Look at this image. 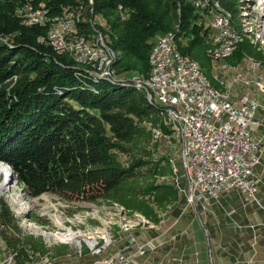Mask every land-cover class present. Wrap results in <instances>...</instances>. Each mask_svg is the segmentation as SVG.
I'll use <instances>...</instances> for the list:
<instances>
[{
  "label": "trees",
  "instance_id": "obj_1",
  "mask_svg": "<svg viewBox=\"0 0 264 264\" xmlns=\"http://www.w3.org/2000/svg\"><path fill=\"white\" fill-rule=\"evenodd\" d=\"M215 1L240 28L245 0ZM189 5L187 0H0V163L11 167L32 197L50 193L68 203L111 201L158 223L155 207L177 203L178 193L167 183H141L144 168L162 176L167 166L173 176L169 160L148 161L143 154L152 156L148 147L157 142L155 128L172 136L177 126L132 83L99 81L91 65L77 70L72 56L51 47L49 20L43 27L29 26L20 11L33 6L47 19L62 16L56 26L80 17L77 32L88 40L99 32L119 53L115 71L139 74L144 81L151 78L157 39L172 33L176 50L196 61L211 82L209 19ZM242 36L227 61L262 59V45ZM120 154L133 157L123 163ZM256 172L264 177V167ZM0 235L18 260L26 257V246L33 248L2 197Z\"/></svg>",
  "mask_w": 264,
  "mask_h": 264
},
{
  "label": "rangeland",
  "instance_id": "obj_2",
  "mask_svg": "<svg viewBox=\"0 0 264 264\" xmlns=\"http://www.w3.org/2000/svg\"><path fill=\"white\" fill-rule=\"evenodd\" d=\"M244 3V6H240L237 20L240 16L247 20L243 28L237 27L239 36L243 39L244 34L250 41L260 43L263 58L258 60L245 56L238 63L227 61L230 57L216 61L209 54V35L206 55L210 59L212 85L218 90L230 91L233 99L250 96L258 105V112L261 110L259 118L264 120V0H245ZM203 13L198 14L205 20ZM60 17L46 18L50 22L47 24L50 25L49 30L56 27L54 23ZM97 23H103L102 19L97 18ZM60 28L57 26L55 29ZM251 32L252 35L249 34ZM90 41L88 46L92 47L96 41L94 38L93 42ZM88 64L92 67L96 65ZM103 65L105 73L108 62ZM112 70L115 71V65ZM116 71L113 76L118 81H126L122 77L133 79L139 76ZM260 134L264 135V130ZM170 137L154 141V145L151 143L148 151L152 156L145 157L143 154L144 159L154 162L163 158L174 163L175 160L179 161L181 140ZM131 157L120 154L123 163L130 162ZM162 163V166L166 165V161ZM4 167L0 163V197L10 207L19 228L32 241L33 248L26 246V257L18 260L17 252L9 248L0 235V264H98L118 251L132 253L137 249L136 244L151 240L154 242L138 259L139 264H264L263 183L258 185V202L247 204V197L237 191L224 194L220 204L211 207V214L207 212L208 215H204L203 221L206 222L203 225L193 209L184 211L183 195L174 188L178 193V202L163 209L155 207L159 218V222L155 223L111 201L68 203L50 193L34 198L25 186L19 184L16 174ZM165 167L166 174L162 176L147 174L149 168H144L141 183L155 180L156 184L173 186L172 174ZM178 172L181 176L182 171ZM261 179L264 182V177ZM70 235L74 239L67 240ZM89 242H95L94 246L91 247ZM99 249L102 252L98 254Z\"/></svg>",
  "mask_w": 264,
  "mask_h": 264
},
{
  "label": "built area",
  "instance_id": "obj_3",
  "mask_svg": "<svg viewBox=\"0 0 264 264\" xmlns=\"http://www.w3.org/2000/svg\"><path fill=\"white\" fill-rule=\"evenodd\" d=\"M190 6L193 8L192 0ZM202 11H207L209 39H219L224 30L221 24H211L210 6L205 5ZM75 25L76 20L69 19V25L54 31L48 41L57 53L58 45H66L68 50L80 46L79 61L74 62L78 70L82 64L96 63L101 52H89L83 45L84 35L75 32ZM30 26L43 27L44 19L42 24ZM97 41L104 42L99 32ZM153 50L162 55V62L157 70L158 84L154 89H146L147 93L156 103L167 105V101H177V108H169L171 119L180 120L185 136L184 152L174 164L176 171H182L184 211L191 208L198 216L210 212L214 204H220L224 194L236 191L247 197V204L258 202L262 177L256 171L264 167V135L260 134L264 120L259 118V112L247 102L243 111H235V104H218L204 88V81L187 72L188 63L179 62L178 56L171 52V38L157 39ZM127 83L139 85L130 79ZM153 242L136 244L132 253L118 251L98 264H139L138 259Z\"/></svg>",
  "mask_w": 264,
  "mask_h": 264
},
{
  "label": "bare ground",
  "instance_id": "obj_4",
  "mask_svg": "<svg viewBox=\"0 0 264 264\" xmlns=\"http://www.w3.org/2000/svg\"><path fill=\"white\" fill-rule=\"evenodd\" d=\"M193 1V8H195L198 11L203 12L202 10H205V5L210 6V18H211V24L212 25H220L224 29L222 32L219 33V39H209L210 41V48H209V54L211 57L216 60H226L227 58L231 57L238 49V45L242 42V37L239 36L240 34L237 31V25L235 26L232 22V17L231 15H226L223 12L222 6L218 1L215 0H192ZM200 1H203L201 3ZM188 4L191 3V0H187ZM190 6V5H189ZM207 12V11H204ZM29 14V15H27ZM27 15V18L25 23L27 25H40L42 24V20L44 19V26L47 23L45 12L42 9H34L33 7H27L26 9L20 11V16L24 17ZM76 25H75V32H77V23L80 21V17L76 18ZM245 20L243 16H241L240 22H239V27H244L245 26ZM69 25V21L66 23H62L59 26H65ZM57 27V26H56ZM56 27L52 28L49 30L48 33V40L52 37V34L54 31H57L58 29H55ZM100 37L103 39L104 42H98L97 41V36L94 38L96 43L92 46H88V42L90 40L86 39L83 36V45L88 48L89 52H96L97 50L101 52L99 54L98 60L96 62V65L92 67V76L96 78L97 80H107L112 84H122L126 85L128 81H118L117 78L113 76L114 70H112L113 65L116 64L118 54L115 53L113 50H111L107 45L104 40V38L100 35ZM171 38V52L178 56V60L181 63H188L187 64V72H193L196 77H199L201 80L204 81V88L208 89L211 94L214 96V98L217 100L218 104H235V111H243L245 102L249 103L250 106L253 108V110H256L257 112L259 111L258 105L256 102L250 97V96H244L239 99H233L232 93L230 91H222L216 89L208 77L205 75L204 71L201 69V67L197 64L196 61H194L191 57L189 56H184L180 52H178L175 48V36L171 34H167L165 36L160 37L159 39H167ZM90 42H93L92 40ZM51 44V41H49ZM92 45V44H91ZM156 47V43L153 47V49ZM152 49V52L150 54V65H151V78L149 81H144L141 77H136L133 79H130V82H137L139 85H136L132 83L135 87L138 89H141L145 92H147L146 89H154L157 84H158V74L157 70H159V63L162 62V55L161 54H156L154 50ZM58 53L62 54H69L72 56L71 58L75 60L76 62L79 61V54H80V46H72L69 50L66 48V45H58ZM112 61V63H109ZM108 62V68H106V72L104 73V65ZM101 64V65H100ZM86 65H91L86 63ZM85 66V64H84ZM106 66V65H105ZM103 71V72H102ZM95 72V73H94ZM96 73H99L96 74ZM110 78V79H109ZM120 80V79H119ZM0 85V89H1ZM231 88V87H230ZM229 88V89H230ZM148 99L152 101L153 104L159 106V108L163 109L164 113L169 117V120L171 123L176 124L177 126V131L174 132L172 135L173 137L179 138L182 143L181 147V155L184 152L185 149V136L183 135L181 131V125H180V120L178 119H171V112L169 108H177V101H167V105L161 104V103H156L153 99L152 96H150L148 93ZM153 137L155 141H159L162 139H171L170 136H166L163 134V132L159 128H155L152 132ZM164 136V137H163ZM171 163V168H172V184L174 188L180 190V194L183 195L182 190L180 189L182 181L180 179L182 178V175L180 176V172L176 171L174 167V162L173 160L170 161ZM6 170H10L7 166L4 167ZM2 172L0 173V175ZM7 181L10 180V176H7ZM67 240H72L74 239V236L70 235ZM65 239V240H66ZM58 240V239H57ZM90 246H94L95 242H89ZM105 249V248H104ZM102 250L99 249L96 253H101ZM109 260V259H106Z\"/></svg>",
  "mask_w": 264,
  "mask_h": 264
},
{
  "label": "crops",
  "instance_id": "obj_5",
  "mask_svg": "<svg viewBox=\"0 0 264 264\" xmlns=\"http://www.w3.org/2000/svg\"><path fill=\"white\" fill-rule=\"evenodd\" d=\"M208 213H210L211 214V211L210 212H208ZM207 213H205V214H202V215H199L198 217H197V219L199 220V222L201 223V225H203V224H205V222H206V220L205 221H203V218H204V215H206ZM208 215V214H207ZM262 240H264V237H263V239ZM128 253V252H127ZM130 254V253H129ZM264 254V253H263ZM262 254V252H261V255H263ZM141 259V258H140Z\"/></svg>",
  "mask_w": 264,
  "mask_h": 264
},
{
  "label": "water",
  "instance_id": "obj_6",
  "mask_svg": "<svg viewBox=\"0 0 264 264\" xmlns=\"http://www.w3.org/2000/svg\"><path fill=\"white\" fill-rule=\"evenodd\" d=\"M5 166H7L12 172H13V175H15V173H14V171L11 169V167L8 165V164H6V163H3Z\"/></svg>",
  "mask_w": 264,
  "mask_h": 264
}]
</instances>
